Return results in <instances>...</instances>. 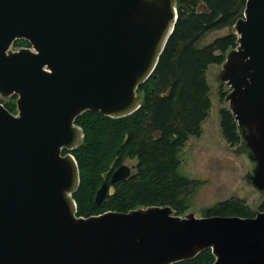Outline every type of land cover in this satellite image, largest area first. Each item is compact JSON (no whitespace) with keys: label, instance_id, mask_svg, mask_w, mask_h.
Returning a JSON list of instances; mask_svg holds the SVG:
<instances>
[{"label":"water","instance_id":"95a60500","mask_svg":"<svg viewBox=\"0 0 264 264\" xmlns=\"http://www.w3.org/2000/svg\"><path fill=\"white\" fill-rule=\"evenodd\" d=\"M177 20L174 0H0V264H174L210 249L213 264H264V212L253 217L178 216L168 205L82 217L73 155L85 111L121 118L140 108ZM237 46L218 80L247 181L264 192V0H245ZM30 48L11 51L15 40ZM121 164L95 193L126 180Z\"/></svg>","mask_w":264,"mask_h":264},{"label":"trees","instance_id":"16d2710c","mask_svg":"<svg viewBox=\"0 0 264 264\" xmlns=\"http://www.w3.org/2000/svg\"><path fill=\"white\" fill-rule=\"evenodd\" d=\"M177 20L153 75L141 84L137 95L140 108L134 113L110 118L97 111H85L75 119L83 133L73 150L79 186L72 194L77 216L89 217L107 211L128 212L151 206H170L182 216L192 193L191 180L178 173L179 153L190 137H198L210 109L206 71L221 65L237 46L233 25L242 17L245 0H176ZM227 29L207 44L202 39L211 32ZM16 47L28 46L15 40ZM12 101L0 103L15 113ZM220 129L225 140L239 144L236 122L228 109H221ZM135 160V172L126 180L109 183L105 198L96 204L94 197L103 181L124 160ZM264 212V201L258 206ZM255 212L239 199L219 202L205 210L204 217H253ZM210 249L190 260L174 264H213Z\"/></svg>","mask_w":264,"mask_h":264},{"label":"rangeland","instance_id":"374dc122","mask_svg":"<svg viewBox=\"0 0 264 264\" xmlns=\"http://www.w3.org/2000/svg\"><path fill=\"white\" fill-rule=\"evenodd\" d=\"M174 1L176 3V0ZM227 31L225 28L208 33L201 44H207ZM20 48H30V45L16 47L12 43L10 50L17 51ZM220 69L221 65L215 64L207 68L205 78L209 87L210 109L201 124L200 135L190 137L179 153L178 173L191 180L192 188L186 202L187 210L182 216L193 213L195 217H204L205 210L229 199L242 200L250 210L256 212L264 201V192H258L247 181L253 163L239 144H229L222 135L219 112L221 109H228L224 98L229 92V87L218 80ZM1 99L3 102L12 101L11 96ZM122 163L130 168L131 173L135 172V160L128 159Z\"/></svg>","mask_w":264,"mask_h":264}]
</instances>
